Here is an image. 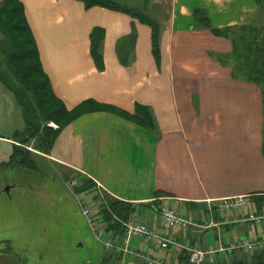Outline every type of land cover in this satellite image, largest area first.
I'll use <instances>...</instances> for the list:
<instances>
[{
	"label": "crops",
	"instance_id": "obj_1",
	"mask_svg": "<svg viewBox=\"0 0 264 264\" xmlns=\"http://www.w3.org/2000/svg\"><path fill=\"white\" fill-rule=\"evenodd\" d=\"M18 1L51 89L73 115L49 153L31 150L35 158L92 184L75 192L85 206L101 210L105 195L129 202L135 220L175 241L162 249L134 238L132 263L147 264L139 255L147 254L186 264L178 243L187 242L253 254L239 245L264 239V221L252 218L264 213L263 90L234 74L232 38L212 28L258 23L256 1L133 0L159 24L157 54L152 27L122 10L82 0ZM197 9L212 28L198 24ZM99 40L102 67L93 56ZM24 129L0 134V164L11 160ZM230 198L247 205L224 209ZM162 205L191 220L186 232L165 225Z\"/></svg>",
	"mask_w": 264,
	"mask_h": 264
},
{
	"label": "rangeland",
	"instance_id": "obj_2",
	"mask_svg": "<svg viewBox=\"0 0 264 264\" xmlns=\"http://www.w3.org/2000/svg\"><path fill=\"white\" fill-rule=\"evenodd\" d=\"M122 3L140 6L133 0ZM263 20L264 11H260V21L264 23ZM243 33L237 29L234 35L239 38ZM228 61L234 68L236 63L233 55ZM34 79L44 82L41 75ZM49 101L52 102V99L49 98ZM58 107L59 103L53 110ZM43 123L46 125L45 121ZM50 125L57 129L55 122ZM25 126L14 94L0 81V134L13 136L12 128L23 129ZM26 134L31 135L29 131ZM35 137L25 143L18 140L20 147L16 157L5 162L4 166L0 165V240L11 241L9 244L0 242V264H112L111 259L106 258L109 253L115 264L132 262L129 253L117 254L105 250L83 214L87 202L75 193L79 183H70L76 179L66 169L42 157L35 158L31 151L37 143ZM24 156L27 158L25 164H18ZM59 175L64 179L59 178ZM105 204L107 206V199ZM208 241L212 243L214 236H209ZM181 249V255L187 256L188 251ZM263 252L264 249H257L253 254H219L203 264H234L244 258H257Z\"/></svg>",
	"mask_w": 264,
	"mask_h": 264
},
{
	"label": "trees",
	"instance_id": "obj_3",
	"mask_svg": "<svg viewBox=\"0 0 264 264\" xmlns=\"http://www.w3.org/2000/svg\"><path fill=\"white\" fill-rule=\"evenodd\" d=\"M82 1L86 7L99 5L122 10L134 18L148 23L154 32V52L157 54L159 24L148 16L142 7L122 3L125 0ZM255 1L260 11H264V0ZM195 19L198 24L212 28L210 18L204 10H195ZM237 29H241L244 32L240 34L239 38L234 35ZM212 31L220 35H228L232 38L234 50L231 55L235 58L236 63L233 68L234 74L237 77L259 84L263 90L264 103V23L259 21L256 24L240 27L212 28ZM136 38L137 32L134 30L130 35L131 42L133 43ZM119 53L121 56L122 51L119 50ZM93 56L98 67H102L100 40L94 42ZM121 58L124 63L128 62L123 56ZM38 75L44 78V82L34 79ZM0 81L14 94L25 119V129L16 135V140L25 143L37 134V138L35 137L37 140L35 149L43 153H49L60 128L73 115L51 89L49 80L40 62L34 37L24 18L23 6L18 0H4L0 2ZM49 98L52 99V102L49 101ZM57 103H59L58 109L53 110ZM89 105L91 106V104ZM138 111H142L144 114L147 109L140 107ZM138 118L139 120L141 119L140 117ZM43 121L46 122V125H44ZM51 122L57 124V129L50 125ZM28 131L31 135L26 134ZM19 147L20 145H15L11 160L16 157ZM262 151L264 154V125ZM26 159L24 156V159L18 162V164H25ZM0 165L4 166V164ZM91 187L92 184L87 180L80 181L77 187H75V192L79 193ZM105 198L107 199V206L105 204L101 208L105 221L108 227L114 231L115 235L123 237L126 229L124 222L128 221L134 214L135 207L129 202L114 200L109 196ZM106 256L108 260L111 259L112 264H115L114 260H112V254L109 253ZM234 264H264V252L261 255H257V258L254 257L252 260L244 258Z\"/></svg>",
	"mask_w": 264,
	"mask_h": 264
},
{
	"label": "built area",
	"instance_id": "obj_4",
	"mask_svg": "<svg viewBox=\"0 0 264 264\" xmlns=\"http://www.w3.org/2000/svg\"><path fill=\"white\" fill-rule=\"evenodd\" d=\"M70 183L75 185L77 184V181L72 180ZM245 205H247V200L245 198H230L224 200L222 203V207L227 210L240 208ZM83 214L87 218L89 227L92 229L97 239L103 243V246L107 251H114L117 254H138L134 247H132V240L141 237L153 242L162 249H167L170 247V244L175 243L173 239L165 234L152 230L147 223L141 220L130 219L129 221L124 222V225L126 226L125 234L123 237H120L115 235L112 229L108 228L100 210L84 206ZM160 214L167 227H178L185 232L191 224L189 218H184L179 215L174 208L167 205H162L160 207ZM252 218L258 222L264 221V214L253 216ZM178 245L180 248H184L188 251V264H203L208 260H213L215 255L232 254L238 247L233 244L224 245L222 243L208 245L205 248H196L189 242L178 243ZM239 246L243 247L245 250L254 251L257 249H264V241L246 239ZM139 255L145 263L147 262V264H170L164 259H152L147 254ZM176 262L177 261L171 264H178ZM129 264L133 263L130 262Z\"/></svg>",
	"mask_w": 264,
	"mask_h": 264
},
{
	"label": "flooded vegetation",
	"instance_id": "obj_5",
	"mask_svg": "<svg viewBox=\"0 0 264 264\" xmlns=\"http://www.w3.org/2000/svg\"><path fill=\"white\" fill-rule=\"evenodd\" d=\"M0 241H1V240H0ZM3 243H8V244H9V243H11V241H8V242H3Z\"/></svg>",
	"mask_w": 264,
	"mask_h": 264
},
{
	"label": "water",
	"instance_id": "obj_6",
	"mask_svg": "<svg viewBox=\"0 0 264 264\" xmlns=\"http://www.w3.org/2000/svg\"><path fill=\"white\" fill-rule=\"evenodd\" d=\"M9 240H4V241H0V242H8Z\"/></svg>",
	"mask_w": 264,
	"mask_h": 264
}]
</instances>
